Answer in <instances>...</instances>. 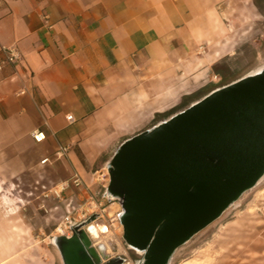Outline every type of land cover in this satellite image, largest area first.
Returning a JSON list of instances; mask_svg holds the SVG:
<instances>
[{
    "label": "crops",
    "instance_id": "crops-1",
    "mask_svg": "<svg viewBox=\"0 0 264 264\" xmlns=\"http://www.w3.org/2000/svg\"><path fill=\"white\" fill-rule=\"evenodd\" d=\"M250 18L264 19L257 0H0V61L21 54L0 69V169L102 202L119 145L211 86Z\"/></svg>",
    "mask_w": 264,
    "mask_h": 264
},
{
    "label": "water",
    "instance_id": "water-1",
    "mask_svg": "<svg viewBox=\"0 0 264 264\" xmlns=\"http://www.w3.org/2000/svg\"><path fill=\"white\" fill-rule=\"evenodd\" d=\"M256 71L125 140L109 160L105 196L120 205L123 239L141 264H169L264 175V67ZM94 219L54 238L63 264H100L83 232Z\"/></svg>",
    "mask_w": 264,
    "mask_h": 264
},
{
    "label": "rangeland",
    "instance_id": "rangeland-1",
    "mask_svg": "<svg viewBox=\"0 0 264 264\" xmlns=\"http://www.w3.org/2000/svg\"><path fill=\"white\" fill-rule=\"evenodd\" d=\"M257 2L264 12V0ZM219 50L222 58L207 76L211 86L186 97L170 115L201 98L211 88L264 67V19L250 18L240 26L236 38ZM228 52L232 54L225 55ZM34 187L28 177L11 176L0 169V264H63L53 240L64 235L58 234L55 228L67 209L84 205L85 201L69 204L63 201L64 191L57 198L47 188ZM77 208V213L83 211ZM101 208L83 206L88 211L101 213L98 218L109 228L100 237L105 254L91 242L100 262L120 257L122 264H141L139 254L123 239L122 225L117 218L121 207L117 200L105 196ZM71 235L72 228L67 237ZM169 264H264V175L217 218L176 247Z\"/></svg>",
    "mask_w": 264,
    "mask_h": 264
},
{
    "label": "built area",
    "instance_id": "built-area-1",
    "mask_svg": "<svg viewBox=\"0 0 264 264\" xmlns=\"http://www.w3.org/2000/svg\"><path fill=\"white\" fill-rule=\"evenodd\" d=\"M200 49L201 51L203 50L201 47ZM3 52H4L5 57L3 61H0V69L3 67L5 63L10 64V65H15L21 59V54L19 50L17 49V47L15 46H9V47L3 48ZM67 119L71 120L72 116L71 115L67 116ZM32 138L34 139V141L40 142L45 138V134L42 131L35 129L34 131H32ZM63 149L64 148H62V150ZM57 153L58 152H56V154ZM46 160L47 159H44L42 162H45ZM70 182L74 187H78L81 183L80 178L77 175H74L73 177H71ZM66 188H68V183L62 182L58 184L57 186H54L51 189H48L47 191L52 193L55 197L59 198L60 193L64 191ZM47 195L48 194H45V196ZM83 206H86V207L94 206V207L101 208L102 202L97 201L93 197H90V199L87 202H85L84 205L77 206V207H81L83 211L77 213L78 208L75 206H72L71 209H67L66 213L61 217L59 223L57 224L55 228L58 234L67 236V232L71 230V226L77 223L78 221H80L82 218L85 219L91 215H96L97 218L100 217L101 213L97 211L96 212L88 211V209H83ZM100 211L103 212L104 209L101 208ZM75 213H77L76 216H75Z\"/></svg>",
    "mask_w": 264,
    "mask_h": 264
},
{
    "label": "bare ground",
    "instance_id": "bare-ground-1",
    "mask_svg": "<svg viewBox=\"0 0 264 264\" xmlns=\"http://www.w3.org/2000/svg\"><path fill=\"white\" fill-rule=\"evenodd\" d=\"M83 230H84L83 232L86 238L90 242L95 243L100 253L105 254V246L101 243L100 237L106 235L109 232V228L106 222L103 219H99V218L91 220L84 224Z\"/></svg>",
    "mask_w": 264,
    "mask_h": 264
},
{
    "label": "flooded vegetation",
    "instance_id": "flooded-vegetation-1",
    "mask_svg": "<svg viewBox=\"0 0 264 264\" xmlns=\"http://www.w3.org/2000/svg\"><path fill=\"white\" fill-rule=\"evenodd\" d=\"M183 101H181V105H182ZM139 254V253H137ZM139 259H138V262H141L142 261V258H143V254H139ZM106 262V263H105ZM104 263L102 264H122L123 263V259H121L120 257H117V258H112L108 261H105ZM116 262V263H115ZM101 263V262H100Z\"/></svg>",
    "mask_w": 264,
    "mask_h": 264
},
{
    "label": "trees",
    "instance_id": "trees-1",
    "mask_svg": "<svg viewBox=\"0 0 264 264\" xmlns=\"http://www.w3.org/2000/svg\"><path fill=\"white\" fill-rule=\"evenodd\" d=\"M184 100H185V98L182 101H184ZM173 110L174 109H172L171 111L165 112L163 114L157 115L156 118H159V120H163V119L167 118L170 115V113L173 112Z\"/></svg>",
    "mask_w": 264,
    "mask_h": 264
}]
</instances>
